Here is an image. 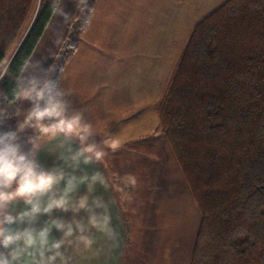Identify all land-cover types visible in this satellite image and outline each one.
I'll return each mask as SVG.
<instances>
[{
    "label": "crops",
    "instance_id": "1",
    "mask_svg": "<svg viewBox=\"0 0 264 264\" xmlns=\"http://www.w3.org/2000/svg\"><path fill=\"white\" fill-rule=\"evenodd\" d=\"M83 2L59 0L18 81L33 75L47 78ZM225 2L97 0L58 86L68 103L67 115L83 114L94 134L87 143H95L103 155L87 164L83 157L73 161L81 143L62 135L38 141L41 147L36 152L42 168L58 167L76 177L70 195L74 201L87 194L96 177L87 212L81 210L74 217L71 211L56 209L31 225L39 230L47 223L51 226L52 219L73 218L85 224V235L93 243L86 248L73 237L72 245L61 249L70 257L68 264H190L201 216L161 134L156 109L193 28ZM31 106L18 100V122ZM7 131L3 120L0 132ZM64 186L62 181L57 194ZM96 199L104 207L96 208ZM24 208L22 200L10 206L13 214ZM93 214L101 222L104 215L110 216L107 230L88 224ZM61 237L53 227L50 240ZM9 251L0 247V252ZM24 264H33L32 258Z\"/></svg>",
    "mask_w": 264,
    "mask_h": 264
},
{
    "label": "trees",
    "instance_id": "2",
    "mask_svg": "<svg viewBox=\"0 0 264 264\" xmlns=\"http://www.w3.org/2000/svg\"><path fill=\"white\" fill-rule=\"evenodd\" d=\"M58 2L0 0L8 131L18 78ZM96 2L84 0L50 65L57 83ZM156 110L201 216L190 264H264V0H226L195 25ZM35 134H18L25 153Z\"/></svg>",
    "mask_w": 264,
    "mask_h": 264
},
{
    "label": "clouds",
    "instance_id": "3",
    "mask_svg": "<svg viewBox=\"0 0 264 264\" xmlns=\"http://www.w3.org/2000/svg\"><path fill=\"white\" fill-rule=\"evenodd\" d=\"M15 97L29 101L32 106L16 130L0 132V247L11 249L7 254L0 252V264H24L28 257L32 258L33 264H56L58 260L59 264H68L70 257L65 256L61 249L66 245L70 247L73 237L86 248L93 243L85 235V224L73 218L70 222L52 219L51 226L47 223L39 230L31 225L41 214L50 215L56 209L71 211L74 217L81 210L87 212L90 207L88 193L94 191L96 177H92L93 183L87 194L75 201L70 199L76 177L68 176L58 167L51 170L42 168L36 159V152L41 147L38 141L61 135L75 138L81 143V148L72 159L76 161L83 157L85 164L101 159L103 153L96 150L95 143H87L94 134L92 125L84 120L83 114L75 112L67 115L68 103L63 98L64 93L50 76L44 79L36 75L21 77ZM7 117L8 112L0 108V123ZM26 128H32L36 133L29 137L32 148L28 153L22 151L18 143V134ZM112 146H116L115 142ZM62 181L65 186L57 194L55 189ZM18 200L23 201L25 208L13 214L10 206ZM93 203L96 208L104 207L99 199ZM110 220L108 215L103 216L102 222L96 214L88 216V224L102 230H107ZM25 223L29 226L13 227ZM53 227L62 233L58 240H50Z\"/></svg>",
    "mask_w": 264,
    "mask_h": 264
},
{
    "label": "rangeland",
    "instance_id": "4",
    "mask_svg": "<svg viewBox=\"0 0 264 264\" xmlns=\"http://www.w3.org/2000/svg\"><path fill=\"white\" fill-rule=\"evenodd\" d=\"M24 139H25V138H23V141H21V142H19V143H20V144H23V143H24ZM21 147H22V151L25 152V149L27 150L26 145H25V146H24V145H21ZM31 148H32V145L30 144V145L28 146L29 151H30Z\"/></svg>",
    "mask_w": 264,
    "mask_h": 264
}]
</instances>
